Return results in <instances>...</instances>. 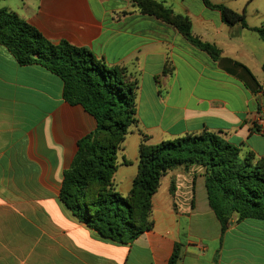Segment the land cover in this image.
Segmentation results:
<instances>
[{"label":"crops","instance_id":"obj_1","mask_svg":"<svg viewBox=\"0 0 264 264\" xmlns=\"http://www.w3.org/2000/svg\"><path fill=\"white\" fill-rule=\"evenodd\" d=\"M155 1L187 15L193 35L215 45L218 58L133 0H0L47 41L84 47L137 80L136 123L112 179L122 196L137 174L143 137L155 144L208 130L241 145V155L264 156V134L253 126L264 116V42L224 24L202 0ZM244 1L247 25L264 26V0ZM95 128L81 105L63 100L57 75L18 64L0 44V264H168L175 244V264H264V220L233 214L221 232L196 165L166 171L160 185L164 177L167 185L151 200L153 227L127 244L79 221L58 194L78 140Z\"/></svg>","mask_w":264,"mask_h":264},{"label":"trees","instance_id":"obj_2","mask_svg":"<svg viewBox=\"0 0 264 264\" xmlns=\"http://www.w3.org/2000/svg\"><path fill=\"white\" fill-rule=\"evenodd\" d=\"M141 13L173 25L193 46L214 60L220 50L193 35L187 15L176 14L155 0H133ZM217 10L221 21L255 31L264 42V26L249 27L244 8L237 12L222 4L202 0ZM0 44L20 65L38 64L62 81L65 102L81 105L96 120V128L81 137L70 165L63 171L59 199L81 222L104 238L127 244L153 227L151 200L167 170L190 165L203 169L208 204L221 232L233 214L238 219L264 220V156L247 151L220 133L202 130L138 148L137 174L127 196L114 189L117 153L129 127L136 123L137 80L124 67L107 66L84 47L62 39L47 41L15 11L0 8ZM264 72V63L262 65ZM258 131L259 127L253 123ZM264 134V131L261 132ZM121 144V146H120ZM180 247L175 244L168 264H175Z\"/></svg>","mask_w":264,"mask_h":264},{"label":"rangeland","instance_id":"obj_3","mask_svg":"<svg viewBox=\"0 0 264 264\" xmlns=\"http://www.w3.org/2000/svg\"><path fill=\"white\" fill-rule=\"evenodd\" d=\"M7 1H9L11 3L13 0H7ZM14 1H16V0H14ZM213 2L222 3V4H224V5H226V6L230 7V8L234 7V8L242 9L245 6V1L244 0H213ZM133 79H135V78H132L131 81H133ZM120 146H121V144H120ZM162 182H163L162 183L163 185H160V187L162 186V188H163L164 186L167 185V178L164 177Z\"/></svg>","mask_w":264,"mask_h":264},{"label":"built area","instance_id":"obj_4","mask_svg":"<svg viewBox=\"0 0 264 264\" xmlns=\"http://www.w3.org/2000/svg\"><path fill=\"white\" fill-rule=\"evenodd\" d=\"M255 125L259 127L258 131L263 132L264 131V116H259L255 121Z\"/></svg>","mask_w":264,"mask_h":264}]
</instances>
